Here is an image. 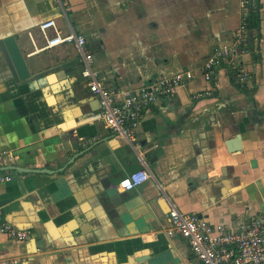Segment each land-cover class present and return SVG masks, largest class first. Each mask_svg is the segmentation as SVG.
Here are the masks:
<instances>
[{"label": "crops", "instance_id": "obj_1", "mask_svg": "<svg viewBox=\"0 0 264 264\" xmlns=\"http://www.w3.org/2000/svg\"><path fill=\"white\" fill-rule=\"evenodd\" d=\"M63 2L104 87L192 77L142 112L133 150L103 124L74 46L42 48L41 21L67 31L55 1L0 0V38L14 37L29 72L14 81L0 51V152L13 157L0 166L11 177L0 182V222L27 235L0 234V253L8 264H201L184 238L165 232L168 201L228 230L264 219V0L259 35L239 57L244 89L226 68L202 76L213 49L231 40L238 0ZM141 169L140 184L117 187Z\"/></svg>", "mask_w": 264, "mask_h": 264}, {"label": "built area", "instance_id": "obj_2", "mask_svg": "<svg viewBox=\"0 0 264 264\" xmlns=\"http://www.w3.org/2000/svg\"><path fill=\"white\" fill-rule=\"evenodd\" d=\"M60 15L66 22L67 31L61 32L53 19L38 24L43 38L42 48H52L59 44L71 43L81 59L80 75L85 78L89 92L97 97L100 118L103 124L118 134L134 150L133 130L138 124L142 112L163 96H170L175 88L192 77L189 70L180 71L171 76L158 78L134 90H115L104 87L98 80L97 71L92 65V56L84 48V38L74 32L68 18L63 0H54ZM259 0H238L239 20L228 44L213 49L202 66L204 80H210L211 72L219 67L226 68L234 84L244 89L248 72L240 64V55L248 52L249 31L245 18L250 9H256ZM51 30V34H48ZM250 37V36H249ZM5 159V160H4ZM8 152H0V166L12 162ZM144 169L126 174L117 187L121 191L132 189L146 179ZM10 175L0 173V182L10 180ZM169 225L165 232L184 238L192 255L201 264H264V219L254 218L245 225L228 230L220 225H211L206 220L196 218L190 213L180 212L168 201ZM0 234L14 241L26 238V232L18 230L8 223L0 222ZM8 258L0 253V264H8Z\"/></svg>", "mask_w": 264, "mask_h": 264}, {"label": "water", "instance_id": "obj_3", "mask_svg": "<svg viewBox=\"0 0 264 264\" xmlns=\"http://www.w3.org/2000/svg\"><path fill=\"white\" fill-rule=\"evenodd\" d=\"M0 51L4 56L7 68L14 81H23L29 77V72L24 58L16 44L14 37L11 34L0 38ZM235 138L237 141V137ZM232 142L233 141L230 142L228 140L224 142L227 150H236L237 147H233L232 149H230V143ZM10 169H15V167L10 166ZM102 186L104 188L103 194L108 198L109 202L113 206H116L120 198L115 189V186H113L112 184L110 185L107 181L102 182Z\"/></svg>", "mask_w": 264, "mask_h": 264}, {"label": "trees", "instance_id": "obj_4", "mask_svg": "<svg viewBox=\"0 0 264 264\" xmlns=\"http://www.w3.org/2000/svg\"><path fill=\"white\" fill-rule=\"evenodd\" d=\"M259 7L256 9H250L246 15L245 18V26L247 28V30L249 31V36L247 38V42L249 44V40H253L255 38H257V36L259 35L258 32V27H259V15H258V11H259ZM230 73V72H229Z\"/></svg>", "mask_w": 264, "mask_h": 264}]
</instances>
